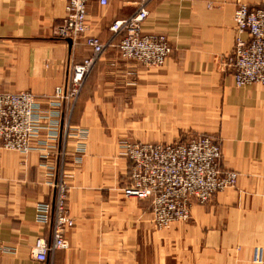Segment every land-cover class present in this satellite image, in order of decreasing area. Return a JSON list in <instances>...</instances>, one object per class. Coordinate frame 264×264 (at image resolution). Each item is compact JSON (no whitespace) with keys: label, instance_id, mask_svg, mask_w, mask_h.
<instances>
[{"label":"crops","instance_id":"obj_1","mask_svg":"<svg viewBox=\"0 0 264 264\" xmlns=\"http://www.w3.org/2000/svg\"><path fill=\"white\" fill-rule=\"evenodd\" d=\"M136 2L112 0L104 8L92 2L89 30L73 42L55 38L68 0H0V92H32L46 103L90 55L85 38L107 42L110 26L129 17ZM239 3L258 7L264 0H153L143 31L169 38L166 64L146 68L112 48L96 63L70 115L65 107L71 125L88 130L81 164L68 167L75 227L68 248L45 262L35 259L34 244L41 236L50 241L51 229L36 222V205L54 201L55 174L38 153L0 144V264H256L257 254L264 258V85L238 88L227 64ZM200 135L220 144L222 169L237 172V184L205 205L193 203L189 222L159 229L151 201L122 192L131 170L122 146ZM78 144L69 141L71 154Z\"/></svg>","mask_w":264,"mask_h":264},{"label":"built area","instance_id":"obj_2","mask_svg":"<svg viewBox=\"0 0 264 264\" xmlns=\"http://www.w3.org/2000/svg\"><path fill=\"white\" fill-rule=\"evenodd\" d=\"M96 1L107 7L112 0H68L66 15L55 38L75 42L89 30V6ZM153 0H137L135 11L110 26L112 37L103 42L97 36L85 38L90 55L74 64L66 88H57L43 103L32 92H0V144L24 155L36 152L43 167L55 174L49 186L55 192L52 203L36 205V222L51 229V240L41 236L34 244V257L45 262L58 250L67 249V236L75 227L68 207L70 164L80 165L85 154L83 140L88 130L72 126L65 118L78 103L96 63L111 48L123 59L135 60L146 68H161L171 55L169 38L148 34L143 25ZM236 38L227 61L235 85H264V5L239 3L234 14ZM248 35V39L242 37ZM79 140L76 151L69 141ZM131 163L128 182L122 190L128 198L150 200L152 221L159 229L173 222L192 219L193 203L205 205L213 197L237 184L239 174L222 169L220 144L210 136H196L187 142H131L122 146ZM58 157V166L54 158ZM71 157V163L70 162ZM256 264H264L257 254Z\"/></svg>","mask_w":264,"mask_h":264},{"label":"rangeland","instance_id":"obj_3","mask_svg":"<svg viewBox=\"0 0 264 264\" xmlns=\"http://www.w3.org/2000/svg\"><path fill=\"white\" fill-rule=\"evenodd\" d=\"M200 136H203V135H200ZM169 143H171V142H169ZM82 156H84V154H82ZM69 163H71V157H70V162ZM125 188V187H124ZM123 188V189H124ZM187 222H189V221H187ZM173 223H175V222H173ZM183 223V222H182ZM185 223V222H184ZM171 224V223H170ZM168 226V225H167ZM166 227V226H165ZM164 228V227H163ZM162 229V228H161Z\"/></svg>","mask_w":264,"mask_h":264}]
</instances>
